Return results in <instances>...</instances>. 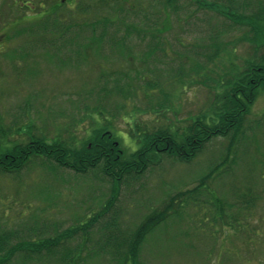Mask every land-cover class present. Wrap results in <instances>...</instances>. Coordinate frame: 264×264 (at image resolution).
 <instances>
[{
  "label": "rangeland",
  "instance_id": "obj_1",
  "mask_svg": "<svg viewBox=\"0 0 264 264\" xmlns=\"http://www.w3.org/2000/svg\"><path fill=\"white\" fill-rule=\"evenodd\" d=\"M136 1L129 0L126 9ZM222 1L228 2L205 0L209 4ZM246 1L251 2L244 11L247 15L264 7V0ZM39 2L0 0V25L8 27V30L0 28V126L6 135L0 148L5 144L27 143L37 130H43L50 139L58 133H62V138L71 135L77 141L75 144L81 146L95 129L106 125L107 121L91 110L102 99L110 111L105 113L110 115L107 116L112 123L110 130L131 153L138 148L134 137L141 135L142 125L149 129L154 125L178 129L204 112L207 116L212 113L210 106L223 90L221 84L213 89L210 79L203 80L194 74V59L204 63L206 69L214 65L207 61L206 55L196 58L192 43L200 37L210 42L207 37L213 27L225 32L221 39L229 41L235 51L231 55L222 53L216 60L217 73L227 70L231 73L233 62L243 67L256 46L248 27H226L229 22L217 12V5L208 11L205 7L206 13L202 12L204 9L194 11L192 19L186 21V9L193 7L189 6L191 0H182L181 20L173 19L176 24L165 35L166 53L158 51L155 57L147 58L143 42L133 36L132 43L129 42L132 57L128 59L111 57L106 45L101 57L92 55L88 61L69 60L66 49L51 60L47 51H55L54 46L33 44L29 37L18 33L27 23L20 17L23 12L18 11L25 6L32 13L34 7L35 11L39 8ZM42 2L50 7L54 0ZM66 2L61 7L62 13L73 18L69 12L72 9L80 12V20L83 17L89 20L111 14L115 0L109 4L100 0ZM148 12L135 14L137 22H142ZM14 23L20 24L14 27ZM123 32L121 29L120 34ZM11 50L13 56L25 53L27 59L9 58ZM181 72L190 74L189 79L197 82H187L186 88L179 91L171 82H176ZM207 73L209 70H204L201 76L208 78ZM149 79L158 81L165 94H173L172 105L160 108L159 90L138 89L145 87ZM116 83L122 85L126 101L123 94L111 96L104 90ZM123 106L119 111L116 109ZM256 119H263L261 128L249 129V138L239 145L240 138H216L193 161L166 160L125 184L99 170L78 175L59 168L55 177L52 169L40 160H32L17 174L0 173V231L14 233L17 237L12 242L19 238L29 241L35 231L45 239L60 235L63 240L59 245L66 248L61 257L85 243L84 253L76 250L61 264H124V255L113 252L115 245L128 246L133 232L152 211L162 208L177 193L187 192L180 197L168 220L146 238L139 252L140 264H264V89L260 90L245 122L253 126ZM138 122L141 127L136 128L140 133L132 136L130 127ZM223 159L226 166L218 167ZM106 208L117 211L118 221H106L113 216L112 212L103 219L97 218ZM220 212L224 213L223 218L219 217ZM234 218L244 222L236 227L222 223ZM76 229L80 231L71 232ZM106 238L114 241L105 244ZM20 260L14 258L11 264H20Z\"/></svg>",
  "mask_w": 264,
  "mask_h": 264
},
{
  "label": "trees",
  "instance_id": "obj_2",
  "mask_svg": "<svg viewBox=\"0 0 264 264\" xmlns=\"http://www.w3.org/2000/svg\"><path fill=\"white\" fill-rule=\"evenodd\" d=\"M39 1V8L36 11V7L33 9L37 15L36 17L32 14L34 11L32 13L28 9L26 11L25 6L22 7L23 10L18 11L19 13L23 12L20 17L22 21L27 22L25 26L18 29V33L26 36V38L29 37L30 40H33V44L54 46L55 51L52 52L49 49L47 51L51 55V60L58 52L66 49L68 59L76 58L75 61L78 62L88 61L92 55L101 57L104 53L102 49L106 48V45L109 47L111 57L128 59L132 57L129 42L132 43L133 36L140 39L141 43L143 42L146 48L144 55L147 58L155 57L158 51L166 53L165 44L168 40L165 35L173 30L176 20H181L179 11L183 9L180 4L182 0H145V2L144 0H138L134 5H131L130 9H126L129 0H115L111 14L108 13L89 20L87 17H83L80 20L79 18L82 15L78 11L69 10L74 19L70 15L66 16L61 12V7H63L66 0H54L50 7H47L42 0ZM104 1L108 3L110 0H100V3ZM250 3L246 0L240 3L236 0H228L227 3L222 1L209 4L205 0H191L189 6L193 8L186 9L185 20L189 21L192 19L191 15L194 11L202 10L205 7L208 11L209 8L214 9V5H217V12L229 22L226 23L228 29H239L240 26L248 27L247 30L252 35L250 39L256 43L250 57L244 60L243 67L235 65L234 62L232 63L231 73L230 70L222 73H217L215 70L218 66L216 60L222 56V53L231 55L235 51L233 46L230 47L229 41L221 39L225 34L223 30L213 27L207 37L210 42L204 37H200L192 43L195 57L199 58L206 55L207 61L212 62L214 65L213 68L206 69L204 63L194 59L196 60L192 68L194 74L203 80L210 79L213 89L214 86L216 88L221 84V90H223L218 99L211 104L209 110H212V113L209 114L208 112L209 116L204 112L202 113L203 116L197 117L188 125L178 129L170 125L158 127L154 125L152 129H149L142 125L144 127L143 132L140 136L134 137L138 148L129 153L120 139L110 130L112 128L111 121H108L110 115H105L106 112H110L106 108L107 104L103 105V100L98 99L99 103L91 110L107 121L105 122L106 125L103 128L95 129L89 137L82 141L81 146L75 144L77 141L72 139L71 135L62 138V133H58L57 136L50 139L43 130H37V134H31L28 137L29 141L27 143L5 144L3 148H0V173L4 175L17 174L29 163L40 160L42 165L52 169L55 177L58 175L56 173L59 168L72 170L78 175H85L94 170H99L119 184H125L138 179L144 172L161 165L166 160L181 163L193 161L216 138L232 136V138H240L238 145L244 142L246 138H249V129L255 127L259 129L263 123V119H256L253 126H248L245 122L252 105L257 101L260 90L264 89V7H261L256 13L247 15L244 11L250 7ZM137 4L142 7L136 8ZM144 4H146L145 7ZM143 10H149V12L144 15V20L138 23L135 14ZM206 10L204 9L202 12L206 13ZM65 16L70 17L66 20ZM24 18L27 19L23 20ZM18 24L20 23H14V27ZM0 28L8 30L6 25ZM121 29L124 31L122 34H120ZM13 51L11 50L7 55L9 58L19 57L22 61L27 59L25 53L22 55L17 54L18 57L13 56ZM105 55L108 58V55ZM204 70H209V73H207L208 78L201 76ZM190 76V74L185 75L181 72L177 75V81L171 82V86H176L179 91L184 90L187 82H197L195 79H189ZM157 82L149 79L145 83V87H138V89L147 92L159 90L158 102L160 108L172 105L173 94H165V89L161 85L159 86ZM129 86L134 85L129 83ZM122 88L120 83H116L113 87H106L104 90L108 92V95L113 96L115 93L123 94ZM123 97L126 101L124 94ZM123 108L124 106L116 109L119 111ZM136 125L139 128L141 123L138 122V124L136 123L130 127L132 136L137 135V132L140 133V129H137ZM3 130V127L0 126V142L6 137ZM224 166H226L225 159L218 164V167ZM197 188L199 189L196 186L195 190H198ZM185 194L187 192L177 193L162 208L152 211L151 215L145 218L142 225L133 232L128 246L115 245L113 252L124 255V264H140L139 252L146 238L154 232L157 226L168 220L177 205L176 203ZM110 212L113 216H110L106 221H118L117 211L108 208L102 210L100 213L102 215L97 218L103 219ZM224 216V213L220 212L219 217L223 218ZM244 218L247 219L245 216ZM90 221L94 220L91 219ZM242 222L244 221H239L238 218H234V221H222L229 227H236L237 223L241 226ZM84 228L85 226H82L81 230H84ZM79 231V229H76L71 232L76 233ZM31 233L33 238L29 241L19 238V240L16 239L12 242V239L17 237L14 233L8 230L0 231V264H11L14 258L17 257L21 258L20 264H61L67 262L76 250L79 253H84L86 249L85 243H82V247L80 245L78 249L67 251L64 253L66 256L61 257L62 250L66 248L59 245L63 240L60 235L45 239L40 237L41 234L36 231ZM104 241L105 244H111L114 240L111 241L106 238Z\"/></svg>",
  "mask_w": 264,
  "mask_h": 264
}]
</instances>
